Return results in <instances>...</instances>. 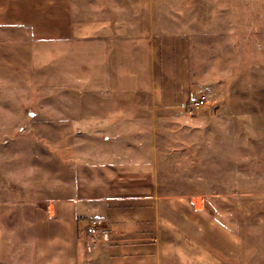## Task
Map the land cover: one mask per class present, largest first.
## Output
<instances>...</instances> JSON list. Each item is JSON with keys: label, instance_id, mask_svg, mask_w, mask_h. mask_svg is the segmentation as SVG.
Segmentation results:
<instances>
[{"label": "crops", "instance_id": "1", "mask_svg": "<svg viewBox=\"0 0 264 264\" xmlns=\"http://www.w3.org/2000/svg\"><path fill=\"white\" fill-rule=\"evenodd\" d=\"M177 4L0 10V264H264V193L169 194L143 137L192 92Z\"/></svg>", "mask_w": 264, "mask_h": 264}, {"label": "rangeland", "instance_id": "2", "mask_svg": "<svg viewBox=\"0 0 264 264\" xmlns=\"http://www.w3.org/2000/svg\"><path fill=\"white\" fill-rule=\"evenodd\" d=\"M10 1L0 0V10ZM163 2L179 3L168 9L179 21L169 19L179 25V38L189 39L183 62L190 66L192 92L185 104L162 112H170L169 118L142 125L158 173L179 178L161 186L169 194L203 198L238 185L263 194L264 0ZM13 32L0 26V38L13 37ZM199 96L206 98L204 107L187 116L185 106ZM3 105L0 112L9 109Z\"/></svg>", "mask_w": 264, "mask_h": 264}, {"label": "built area", "instance_id": "3", "mask_svg": "<svg viewBox=\"0 0 264 264\" xmlns=\"http://www.w3.org/2000/svg\"><path fill=\"white\" fill-rule=\"evenodd\" d=\"M206 103V98L204 96H199L193 99L185 106V114L189 117L194 116L197 111L202 109ZM101 227L96 219H93L88 224V235L91 242H97L101 234Z\"/></svg>", "mask_w": 264, "mask_h": 264}]
</instances>
